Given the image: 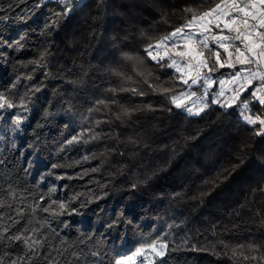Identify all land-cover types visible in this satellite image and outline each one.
<instances>
[{
    "label": "trees",
    "instance_id": "trees-1",
    "mask_svg": "<svg viewBox=\"0 0 264 264\" xmlns=\"http://www.w3.org/2000/svg\"><path fill=\"white\" fill-rule=\"evenodd\" d=\"M36 2L0 0V16L7 17L0 21V88L17 76H22L17 85L21 94L25 87L45 86L35 94L22 131L13 135L8 130L12 113L0 114V199L30 211L27 205L49 189H55L53 199L66 201L76 193L86 194L73 202L78 212L72 215L53 218L37 211L24 218L29 227L39 228L43 218L49 222L41 229L48 238L42 251L62 264H89L90 251L100 249L107 264L115 255L130 254L159 238L169 248L158 264H259L242 257L264 254V193L259 191L264 188V138L241 123L235 110L225 113L213 106L202 117L169 113L167 101L149 91L144 97L120 92L115 105L88 111L97 100L113 99L108 89L128 86L108 69L135 75L131 62L120 59L121 50H142V32L156 37L179 26V10L192 0H79L71 15L55 24L58 0L40 8L34 7ZM21 35L27 37L25 49L17 52L6 46ZM45 49L50 52L46 67L17 63L39 59ZM68 99L73 113L64 110ZM147 104L157 110H146ZM121 107L135 110L123 122L112 115ZM45 109L53 115L36 128ZM105 120L111 122L97 131L106 138L58 151L74 132ZM30 143L36 147L29 148ZM54 163L62 167L52 170ZM84 170L88 174L83 179H56L76 177ZM89 198L94 202L81 207ZM61 240L68 243L61 246ZM65 247L68 251L60 255ZM6 251L13 258L20 254L0 247V255ZM34 264H47V259Z\"/></svg>",
    "mask_w": 264,
    "mask_h": 264
},
{
    "label": "snow or ice",
    "instance_id": "snow-or-ice-1",
    "mask_svg": "<svg viewBox=\"0 0 264 264\" xmlns=\"http://www.w3.org/2000/svg\"><path fill=\"white\" fill-rule=\"evenodd\" d=\"M78 2L79 0H58L61 9L54 13L53 24L60 17L70 16ZM45 3L46 0H37L34 7L40 8ZM121 7L130 6L121 5ZM131 7H136V5H131ZM179 13L183 23L171 27V30L164 34L152 37L142 32L141 36L145 38L142 50H121L120 59L131 62L132 72L135 75H129L114 68L108 69L107 71L120 78L128 86L108 89L113 99L111 101L97 100L95 106L90 107L88 111L90 113L93 110L100 111L97 106L115 105L117 101L114 97L120 92L144 97L150 91L167 101L170 105L167 109L169 113L178 110L189 117H202L213 106L223 109L225 113L235 110L241 123L247 126L256 137L264 138V0H198V2L192 0L191 3L185 4ZM5 19H7L6 16H0V21ZM164 22L167 23V21ZM47 27L50 28L51 25ZM26 39V35H21L7 43L6 46L20 52L26 47ZM48 55L50 52L45 49L39 59L17 61V63L22 67L27 64L46 67L44 61ZM155 69H158L159 73L154 71ZM49 75L51 73L45 72L46 77ZM161 76H167L168 79L163 80ZM58 77L63 79L60 74ZM21 79L22 76H17L8 85L0 88V114L12 113L8 130L13 135L22 131V125L29 120L27 114L32 111V106L35 104V94L45 87L43 83L25 87L21 94L17 90ZM70 82L77 83V81ZM144 85L147 86L146 89ZM65 103L64 110L73 113L74 105L71 100L68 99ZM145 109L157 110L152 104L145 105ZM13 110H15L14 113ZM134 111V109L121 107L119 112L112 113V115L116 120L123 122V119L130 118ZM51 115L53 114L45 109L41 120L36 123V128H42L44 123L41 121L46 123ZM110 122V120L96 121L94 126L74 132L64 139L58 151L64 152L73 145L89 144L106 138V134L97 129L101 124ZM33 131L35 132V129ZM3 139L4 136L0 135V141ZM130 143L134 144L136 141L132 140ZM28 147L35 148L36 145L30 143ZM111 151L115 152L116 149L113 148ZM119 155L123 156L124 153L121 152ZM89 159V156L83 157L85 161ZM2 164L4 161L0 160V165ZM59 167L62 165L55 163L51 165L52 170ZM98 170V168L91 169L92 172ZM87 174L88 170H84L76 177L56 175V179H83V176ZM49 175H55V173L50 171ZM54 191L55 189H49L47 194H37L33 202L27 205L30 211H27L24 206L14 208L4 199H0V209L8 207L11 210L8 214L0 212V247L12 251L19 250L20 253L13 258L11 251L4 252L0 255V264H34L41 258H46L47 264H62L61 261L48 257L47 253L42 251L48 244L47 236L41 231L49 227L47 219H42L39 228L29 227L30 221L24 223L26 216H34L37 211L47 213L53 218L77 213L78 210L73 207V202L86 195L76 193L66 201L53 199ZM259 191L264 193V188ZM9 195L15 199V193L10 191ZM93 202L94 200L89 198L81 202V207ZM169 227L171 228L172 225ZM67 243L64 240L60 241L61 246ZM184 243L186 244L187 240ZM250 247L254 251H259L256 245H250ZM168 248L166 240L158 238L141 244L130 254L115 255L107 261V264H158V260L165 256ZM192 250L199 249L192 246ZM57 251L60 250L57 249ZM66 251L68 248H63L60 255ZM149 253H151V259H149ZM73 255L75 256L76 253L74 252ZM237 255V251L233 249L232 256ZM90 256L93 259L89 264H104V253L100 249L91 250ZM242 258L244 261L252 260L264 264V254L260 256L243 255Z\"/></svg>",
    "mask_w": 264,
    "mask_h": 264
},
{
    "label": "built area",
    "instance_id": "built-area-1",
    "mask_svg": "<svg viewBox=\"0 0 264 264\" xmlns=\"http://www.w3.org/2000/svg\"><path fill=\"white\" fill-rule=\"evenodd\" d=\"M55 1H57V0H46V3H48V2H55Z\"/></svg>",
    "mask_w": 264,
    "mask_h": 264
},
{
    "label": "rangeland",
    "instance_id": "rangeland-1",
    "mask_svg": "<svg viewBox=\"0 0 264 264\" xmlns=\"http://www.w3.org/2000/svg\"><path fill=\"white\" fill-rule=\"evenodd\" d=\"M152 257H151V253H149V259H151Z\"/></svg>",
    "mask_w": 264,
    "mask_h": 264
}]
</instances>
